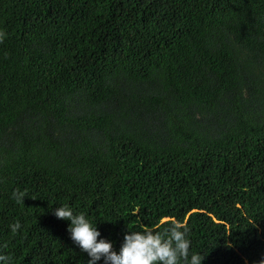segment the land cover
<instances>
[{"label":"trees","instance_id":"1","mask_svg":"<svg viewBox=\"0 0 264 264\" xmlns=\"http://www.w3.org/2000/svg\"><path fill=\"white\" fill-rule=\"evenodd\" d=\"M0 31L7 264H86L61 204L117 251L175 220L202 264H257L264 0H0Z\"/></svg>","mask_w":264,"mask_h":264},{"label":"clouds","instance_id":"2","mask_svg":"<svg viewBox=\"0 0 264 264\" xmlns=\"http://www.w3.org/2000/svg\"><path fill=\"white\" fill-rule=\"evenodd\" d=\"M6 34L0 31V40ZM26 193L13 190L12 198L23 203ZM57 219L68 221L69 239L88 257L86 264H202L204 255L190 251V228L178 221H171L163 230L152 228L126 229L118 251L114 243L101 235L94 222L83 212H76L69 204L52 209ZM21 228L19 221L9 225L12 233ZM0 264H7V257L0 255ZM257 264H264V256Z\"/></svg>","mask_w":264,"mask_h":264}]
</instances>
